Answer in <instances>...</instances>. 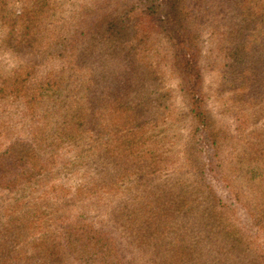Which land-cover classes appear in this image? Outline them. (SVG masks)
<instances>
[{"label":"rangeland","instance_id":"rangeland-1","mask_svg":"<svg viewBox=\"0 0 264 264\" xmlns=\"http://www.w3.org/2000/svg\"><path fill=\"white\" fill-rule=\"evenodd\" d=\"M7 1L16 14L29 0ZM109 3L107 13H95L98 4ZM158 5L159 0H47L42 47L30 59L24 58L26 54L11 53L0 34V83L13 70L27 77L21 84L27 87V97L23 91L16 95L10 89L0 93V264H47L37 253L41 247L47 252L61 251L65 264H87V260L99 264L102 253L92 257L91 249L92 244H101L98 238L132 258L124 264H148L149 254L121 229L114 210L155 197L152 190L162 177L159 172L144 177L148 168L135 166L142 164L143 156L129 161L127 167L113 164L104 141L116 128L110 122L113 99L106 94L114 83L98 75L93 81L96 84L82 92V82L95 72L99 54H114L109 50L115 42L107 41L113 37L112 30L103 32L111 20L118 35L119 30L127 32L138 25L139 34L145 36L142 43L131 37L122 47L131 52L134 44L136 54L146 57L148 70L156 74L158 85L153 88L165 93L169 106L166 120L160 124L155 121L159 108L148 112L144 133H136L140 146L143 148L145 140L152 153L160 150L166 155L171 168L187 170L185 177L195 186L196 199L206 204L219 199L226 219L254 242L264 264V228H258L257 218H249L247 208L254 202L250 195L245 198L247 180L239 178L244 165L241 169L235 165L248 137L264 133V87L246 100L233 97L224 73L227 59L216 51L217 36L211 40L203 26L194 25L193 32H201L190 45L192 62L186 69L181 55L172 51L175 46L159 35V10L151 17L150 11ZM194 46L197 50L193 52ZM84 54H90L86 61L81 58ZM260 61L264 63V55ZM195 71L201 72L198 97L187 89L196 79ZM62 83L68 87L80 84L81 91L68 92ZM115 83L121 85L122 80ZM86 99L97 105L96 127L69 125V115ZM197 104L219 132L215 144L209 145L194 130L191 109ZM155 164L159 166V156ZM79 234L92 239H81ZM208 255L206 261L213 258ZM21 257L25 259L21 261Z\"/></svg>","mask_w":264,"mask_h":264},{"label":"trees","instance_id":"trees-1","mask_svg":"<svg viewBox=\"0 0 264 264\" xmlns=\"http://www.w3.org/2000/svg\"><path fill=\"white\" fill-rule=\"evenodd\" d=\"M110 4H98L95 13H107ZM157 7L150 14L153 17L159 10L156 15L159 20V35L166 37L175 46L172 51L181 55V64L186 69L192 62L190 45L197 41L201 32H193L194 25L203 26L208 29L211 40L217 36L216 51L224 54L227 59L224 73L232 96L246 100L252 92L259 94V90L264 87V63L260 61V56L264 55V0H159ZM46 11L47 0H29L27 6L16 14L10 10L7 0H0L1 39L11 53L26 54L23 55L24 58L30 59L32 54L41 49V25ZM191 11L193 13L189 16ZM114 26L115 23L111 20L103 31L111 33L112 30L113 37L107 38V41L115 42L109 50L114 54H99L95 72L82 82V92H87L96 84L93 81L98 75H105L106 82L114 83L106 94L113 99L110 102H113L114 116L110 122L116 128L110 131L104 141L109 145L113 164L127 167L129 161L143 156L142 164L135 166L148 168L144 177L156 172L162 177L159 185L152 190L155 197H149L144 203L120 205L117 211V208L114 210L116 221L128 237L149 254L146 258L148 264H261L254 242L244 234L242 228L226 219V211L223 207L220 208L219 199L214 198L212 204L207 201L208 205L201 199H196V188L185 177L187 170L171 168L166 155L160 150L159 154L152 153L147 145L145 147V140L143 148L140 146L141 140L136 133L139 130L144 133V126L149 120L148 112L152 113L159 108L155 121L158 120L160 124L166 120L169 106L165 104V93L153 88L158 85L156 74L152 75L151 70H148L146 57L136 54L134 44H131V52L122 47V43L131 37L136 39L135 42L142 43L145 36L139 34L138 25L127 32L119 30V35L112 29ZM108 43L105 48H108ZM196 50V46L191 49L193 52ZM89 55H82V60L86 61ZM12 72L2 79L0 93L10 89L16 95L23 91L24 97H27V87L21 85L27 82V77L14 70ZM195 73V80L188 74L185 76H190L193 82L188 84L187 89L198 97L201 72ZM119 78L122 80L121 85L115 83ZM62 85L68 92L73 89L71 93L81 91L80 84L76 87L64 86V83ZM82 104L77 112L69 115L72 117L69 125L75 127L79 123H87L96 127L97 105L90 103L89 99ZM191 111L194 130L209 145L215 144L216 133L219 132L210 124L212 121L206 117V112L204 113L200 104ZM261 130L264 132V129ZM258 133L248 137L235 165L240 169L244 165L239 178L247 180L249 192L245 198L250 195L254 202L253 206L247 208L249 218H257L258 228L263 229L264 133ZM260 136L263 137L255 139ZM219 139L223 140L224 137L220 136ZM156 156H159V166L155 164ZM212 165L216 168L214 162ZM116 171L120 174V171ZM231 194L235 202L240 203L238 195L233 192ZM79 235L81 239H92L88 235ZM97 242L101 244L94 243L91 249L92 257L99 251L102 253L99 264H124L126 260H132L130 256L106 245L104 239L98 238ZM47 251L44 247L37 250L39 257L45 258L43 262L65 264L61 251ZM208 254H213L210 261H206V257L210 256ZM24 259L20 258L21 261ZM86 263L89 264L88 260Z\"/></svg>","mask_w":264,"mask_h":264}]
</instances>
